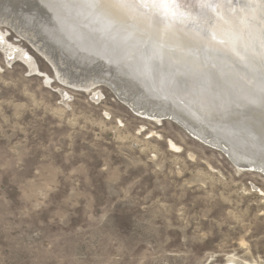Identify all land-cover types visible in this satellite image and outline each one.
<instances>
[{"label": "rangeland", "instance_id": "rangeland-1", "mask_svg": "<svg viewBox=\"0 0 264 264\" xmlns=\"http://www.w3.org/2000/svg\"><path fill=\"white\" fill-rule=\"evenodd\" d=\"M11 18L52 83L0 51V264H264L263 174L66 85Z\"/></svg>", "mask_w": 264, "mask_h": 264}, {"label": "bare ground", "instance_id": "bare-ground-1", "mask_svg": "<svg viewBox=\"0 0 264 264\" xmlns=\"http://www.w3.org/2000/svg\"><path fill=\"white\" fill-rule=\"evenodd\" d=\"M27 1L0 0V24L12 15L57 79L83 91L103 83L141 117L174 122L246 171L264 173V138L257 145L246 130L264 128V0H178L169 6L174 16L137 0ZM0 50L50 83L2 31ZM219 80L230 82L225 92ZM225 125L239 127L238 138Z\"/></svg>", "mask_w": 264, "mask_h": 264}, {"label": "water", "instance_id": "water-1", "mask_svg": "<svg viewBox=\"0 0 264 264\" xmlns=\"http://www.w3.org/2000/svg\"><path fill=\"white\" fill-rule=\"evenodd\" d=\"M27 3H28V1L27 0H25ZM37 1V0H36ZM29 4V3H28ZM33 4H37L36 2H33ZM80 8L79 9H81V10H83V8L81 7V6H79ZM101 20V19H100ZM100 23H103V26H102V29H110V27L111 26H108L107 24H105V22L104 21H100ZM110 25H111V23H110ZM137 44V43H136ZM113 50H117L118 49V45H116V44H112L111 46H110ZM153 59L154 60H156L157 62H161L162 61V57H161V54H158L157 56H154L153 57ZM177 63H179V62H177ZM182 64V63H181ZM173 67V69H175V67L174 66H172ZM177 67H179L180 68V65H177ZM171 68V67H170ZM229 80H231L232 82H234V80H232V79H230L229 78ZM221 80H219V89L220 90H222V91H226L227 90V87L230 85V82H227V80H223V81H221ZM236 86H238V84H235ZM243 89V88H242ZM220 90H219V93H220ZM261 91V90H260ZM224 94V93H223ZM248 94H250V95H252L251 97H256L257 95H256V92H254V91H250ZM116 96V95H115ZM194 101H196V99H194ZM263 102V101H262ZM264 104V103H263ZM263 106L262 105H260V107H254L252 110L253 111H255V110H261L260 108H262ZM225 111V110H224ZM163 118H165V117H163ZM237 119V118H236ZM238 119H241L242 120V118H240V116L238 117ZM227 121H228V117H227ZM223 127V126H222ZM224 127H226L227 129H228V132H229V134L231 135V137L232 138H236V136H237V138H238V133L240 132V128L239 127H236L237 129H233V128H231V126H227V125H225ZM223 127V128H224ZM247 131H248V135L252 138V139H254L255 140V144H257V145H259L258 144V142H259V140L261 139V138H264V128L261 126V124H259V127L258 126H256L255 128L254 127H248L247 129H246ZM244 131V130H243ZM236 134V136L234 135V134ZM233 134V135H232ZM234 136V137H233ZM263 142H264V140H263ZM253 143V144H254ZM261 144H263V146H264V143H261ZM253 147V146H252ZM227 156V155H226ZM228 157V156H227ZM229 158V157H228ZM230 159V158H229ZM232 163H233V165L235 166V167H238V168H241V169H244V168H246V167H248V166H244V167H242V166H240L239 164H235L233 161H231ZM264 174V173H263Z\"/></svg>", "mask_w": 264, "mask_h": 264}, {"label": "snow or ice", "instance_id": "snow-or-ice-1", "mask_svg": "<svg viewBox=\"0 0 264 264\" xmlns=\"http://www.w3.org/2000/svg\"><path fill=\"white\" fill-rule=\"evenodd\" d=\"M130 0H113L116 4H127ZM137 2L143 3L153 8L159 9L160 12L167 15H175L174 8H170V5H176L178 0H137Z\"/></svg>", "mask_w": 264, "mask_h": 264}]
</instances>
